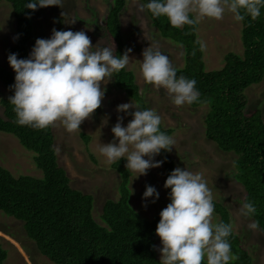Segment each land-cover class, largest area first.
<instances>
[{"label": "trees", "instance_id": "1", "mask_svg": "<svg viewBox=\"0 0 264 264\" xmlns=\"http://www.w3.org/2000/svg\"><path fill=\"white\" fill-rule=\"evenodd\" d=\"M16 23V37L10 53L18 59H28L29 40L33 36L31 15L35 11L25 6L30 0H8ZM144 5L151 0H139ZM126 0H110L105 14L104 28L114 44V55L125 52L119 15ZM146 9V8H145ZM150 24L159 34L183 48V64L173 66L177 78L184 76L196 80L199 99L190 106L207 105L203 117L204 135L213 140L223 151H233L234 177L243 188L241 202L254 204L256 213L250 216L259 222L264 232V119L261 110H244V89L258 83L264 76V6L260 16L252 20L246 16L240 21V54L228 51L223 64L206 69L203 51L195 26L182 28L171 26L166 16L153 17L146 9ZM190 18H194L190 14ZM193 49L196 54L192 55ZM113 84L122 90L139 110L149 109L139 92L134 73L121 69L112 74ZM0 82L7 94L0 97V131L15 136L27 150L33 152V162L40 171L39 176L19 174L14 176L0 165V211L22 221L25 234L38 251L52 264H160L154 251L156 226L160 216L151 219L140 215L130 204L128 187L130 171L123 158L111 163L120 175L118 196L107 198L101 208L97 222L92 216V195L70 185L65 168L58 163L54 147L53 126L35 129L21 126L9 97L14 95L11 87L15 83V72L0 63ZM160 131L170 135L172 127ZM86 139V138H85ZM163 161L165 177L173 170L174 162L168 151L157 155ZM169 196L170 189L166 188ZM216 223L230 224L228 209L213 201ZM231 253L238 256L229 264H252V257L233 230L227 238ZM7 250L0 244V264ZM203 264H207L206 258Z\"/></svg>", "mask_w": 264, "mask_h": 264}, {"label": "rangeland", "instance_id": "2", "mask_svg": "<svg viewBox=\"0 0 264 264\" xmlns=\"http://www.w3.org/2000/svg\"><path fill=\"white\" fill-rule=\"evenodd\" d=\"M141 4L143 3L139 0H126L125 7L119 15L124 50L132 49L126 69L134 73L140 94L148 108L155 110L161 117V125L173 128L169 136L175 144L172 150L168 151L174 162L173 170L177 167L185 168L194 174L202 175L211 190L213 201L222 203L228 209L232 230L238 234L242 245L251 255L252 264H264V232L259 228L250 229L248 225L253 219L241 215L239 211L243 188L234 177V160L237 155L233 151L221 150L213 140L204 135L203 117L207 105L175 106L165 89H156L146 84L141 76L142 52L149 46L158 48L170 59L172 66L181 67L183 64L182 46L159 34L150 24L146 9L139 11ZM109 6L110 0H62L61 7L55 5L38 7L31 15L33 36L28 44L27 58L30 57L35 41L38 38H51L53 29L84 31L91 39L93 51L105 47L113 48V42L104 28L105 14ZM73 21L75 22L72 23ZM240 28V21H236L227 11L221 20L204 18L197 24V37L206 44L203 50L206 69L220 67L223 64V56L228 51L241 53ZM15 37L16 23L11 4L8 0H0V63L12 71L8 56L11 54ZM102 87L105 94L101 106L90 119H85L81 123L80 131L69 133L59 122L53 126L58 163L65 168L72 187L92 195L91 213L100 223L102 222L99 215L103 202L107 198L116 199L118 196L120 175L107 162L106 157L100 154L99 147L101 144L118 143L111 131L117 123V117H123L122 126H127L132 116L117 112V106L130 102L134 104L122 90L115 87L112 78ZM244 93L247 99L244 110L249 112L259 109L264 119V76L260 82L247 86ZM6 94L7 90L0 82V97ZM123 160L126 164V158ZM153 161L161 160L156 155ZM0 165L6 167L14 176L40 175L33 162V152L23 147L15 136L2 131ZM136 175L130 171L129 202L140 215L151 219L156 214L159 215L171 202L164 187L166 177L163 164L147 170L146 175L137 177ZM146 186L154 187L159 193L155 202L153 197L143 198ZM216 220L217 215L213 212V224H216ZM0 244L7 250V256L2 264H52L26 236L22 221L1 211ZM153 247L160 259L159 249L162 245L157 235Z\"/></svg>", "mask_w": 264, "mask_h": 264}, {"label": "clouds", "instance_id": "3", "mask_svg": "<svg viewBox=\"0 0 264 264\" xmlns=\"http://www.w3.org/2000/svg\"><path fill=\"white\" fill-rule=\"evenodd\" d=\"M53 5L61 7L62 0H30L25 7L34 11ZM262 6L264 0H151L139 5V11L146 8L153 17L166 16L172 27L182 28L195 26L204 18L221 20L226 11L236 21H243L246 16L256 20ZM190 14H195L194 18ZM196 43L201 51L205 50L204 42ZM114 51V44L113 48L93 51L91 39L84 31L53 29L51 38L35 41L28 59L10 54L8 63L15 72V83L9 101L16 122L35 129L59 122L69 133L80 131L81 123L101 106L105 94L102 85L130 62L132 49L125 50L122 56L114 55ZM195 54L193 49L192 55ZM142 56L140 73L146 84L165 89L178 107L198 101L196 80L177 78V70L158 48L149 46ZM116 111L130 114L132 119L122 126L123 117H117L111 131L118 143L101 144L100 154L110 164L126 158V168L136 173V177L160 167L163 161L154 162L153 158L161 150L171 151L175 144L160 131L161 117L155 110H139L132 102L118 105ZM164 187L171 190V202L160 212L156 226L162 245L160 264H203L205 257L207 264H229L238 259L231 253L227 239L232 225L212 222L213 196L201 174L177 167L165 180ZM148 197H153L155 202L159 193L154 187L146 186L143 198ZM239 211L248 217L256 213V208L245 198ZM248 227L256 230L259 222L253 221Z\"/></svg>", "mask_w": 264, "mask_h": 264}]
</instances>
